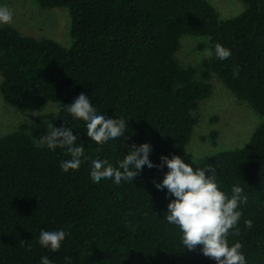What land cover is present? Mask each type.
I'll use <instances>...</instances> for the list:
<instances>
[{
  "label": "trees",
  "instance_id": "trees-1",
  "mask_svg": "<svg viewBox=\"0 0 264 264\" xmlns=\"http://www.w3.org/2000/svg\"><path fill=\"white\" fill-rule=\"evenodd\" d=\"M35 1L67 9L72 41L63 46L0 26L2 98L20 108L47 101L58 107L52 120L23 123L0 136V264H40L44 256L55 264H215L199 245L183 247L179 230L164 220L172 197L154 185L166 167L145 166L119 186L94 181L88 171L92 155L115 166L131 145L145 142L154 164L162 155L180 156L199 103L212 92L211 73L261 122L244 146L200 158L196 167L214 168L229 195L233 185L243 188L247 202L229 244L243 245L247 264H264V0H240L244 10L226 19L207 0ZM184 34L207 37L210 48L219 43L231 56L205 57L200 79L176 59ZM81 92L114 119H126L125 136L99 143L87 137L84 122L66 111ZM62 124L85 148L80 165L68 172L59 167L68 158L64 149L38 146L50 127ZM61 226L66 235L58 250L39 245L41 230Z\"/></svg>",
  "mask_w": 264,
  "mask_h": 264
},
{
  "label": "clouds",
  "instance_id": "clouds-1",
  "mask_svg": "<svg viewBox=\"0 0 264 264\" xmlns=\"http://www.w3.org/2000/svg\"><path fill=\"white\" fill-rule=\"evenodd\" d=\"M12 22V11L0 5V26ZM204 55L223 61L231 56V49L217 43L214 48H206ZM238 75L239 68L233 72L234 77ZM66 111L72 119L82 120L86 136L98 143L125 136L128 129L126 119H114L106 114L84 92L66 105ZM38 146L52 151L57 148L65 150L68 158L59 163L62 172L77 168L85 153L84 144L78 141L76 132L64 124L59 128L50 127V131L40 137ZM151 151L152 146L147 142L138 146L133 144L115 166L100 155H92L88 165L90 177L94 181L110 180L119 186L122 182H131L145 166L149 169L166 167L162 180L154 186L157 190H166V195L172 197L167 204L164 220L179 230L183 247L193 250L199 245L201 253L213 259L215 264H247L243 245L239 241L229 244L228 240L229 235L239 233L241 205L247 202L243 188L233 185L229 195L221 190L214 168L196 167L193 170L192 164L174 154L171 158L162 155L161 163L154 164L150 159ZM244 223L247 229L253 227L251 220ZM65 235L63 226L51 231L41 230L38 242L41 247L55 252L61 247ZM40 264L55 262L44 256Z\"/></svg>",
  "mask_w": 264,
  "mask_h": 264
},
{
  "label": "rangeland",
  "instance_id": "rangeland-1",
  "mask_svg": "<svg viewBox=\"0 0 264 264\" xmlns=\"http://www.w3.org/2000/svg\"><path fill=\"white\" fill-rule=\"evenodd\" d=\"M207 1L216 9L220 19L236 16L245 8L240 0ZM0 5L12 11L13 22L8 25L22 34L48 37L63 46L71 44L70 16L65 7L42 8L35 0H0ZM204 38L207 37L182 35L175 53L180 65L194 67L200 79V63L205 58V49L210 48L208 39ZM1 77L0 74V81ZM207 81L212 85V92L200 101L195 112L197 123L180 154L186 163L192 164L193 170L200 158L244 146L261 122V117L250 105L238 99L216 74L211 73ZM57 115L58 107L54 102L47 101L32 109L20 108L7 103L0 94V136L17 130L23 123L35 120L48 122Z\"/></svg>",
  "mask_w": 264,
  "mask_h": 264
}]
</instances>
